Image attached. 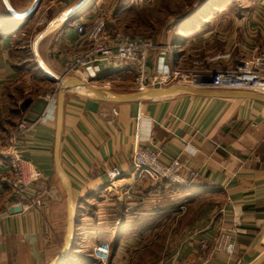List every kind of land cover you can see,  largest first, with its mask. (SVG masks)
Wrapping results in <instances>:
<instances>
[{"label":"crops","instance_id":"1","mask_svg":"<svg viewBox=\"0 0 264 264\" xmlns=\"http://www.w3.org/2000/svg\"><path fill=\"white\" fill-rule=\"evenodd\" d=\"M83 1L59 0L58 15L31 43L39 76L53 86L58 84L41 70L36 58L50 75L63 78L70 57L65 61L58 50L77 39L73 23L92 19L98 9L111 7L115 14L124 13L133 4L132 0H88L80 11L58 20ZM7 26L0 37V145L20 120L23 97L32 93L20 85L22 65L15 60L9 34L14 26ZM108 27L113 32L118 29L114 22ZM160 52L150 57L152 71L163 68ZM243 53L235 54L232 63L219 61L216 67L240 66ZM74 77L119 95L137 92L115 85L121 79H132L134 85L135 75L129 69L98 73L91 69ZM30 99L25 117L44 116L22 134L19 145L24 157L43 173V180L28 191L32 206L11 214L5 183L8 162L0 159V264H52L59 257L56 264H101L93 259V250L101 243L112 245L108 264H254L264 255V103L183 93L123 103L100 101L86 90L69 88L58 134V101L55 110L45 95ZM135 146L159 150L165 160L179 158L199 177L190 186L140 177L129 167ZM112 168L125 174L109 190L106 171ZM68 186L74 231L61 255L68 231ZM180 206L186 211L175 227ZM162 223L164 230L159 229ZM236 226L241 233L235 239L234 256L216 253L214 239ZM148 252L154 255L150 262H130L132 255Z\"/></svg>","mask_w":264,"mask_h":264},{"label":"built area","instance_id":"2","mask_svg":"<svg viewBox=\"0 0 264 264\" xmlns=\"http://www.w3.org/2000/svg\"><path fill=\"white\" fill-rule=\"evenodd\" d=\"M151 0H132L136 4H146ZM109 10L98 9L90 20H76L73 29L77 39L71 44L75 51L67 62V73L73 76H85L92 69L94 73L102 69L112 71H132L135 75L134 87L137 91H146L152 88L182 85L193 88H207L213 90L247 91L264 96V52L256 53L242 61L238 67H226L218 71L191 70L184 71L173 64V49L170 45H159L146 35H131L124 31L108 27L107 13ZM161 51L162 67L152 71L149 67L153 52ZM230 54L214 57L229 58ZM170 63H166V57ZM198 63H196L197 65ZM209 73V80L203 79ZM66 75V76H69ZM208 76V75H207ZM58 89V88H57ZM54 91V94L58 92ZM56 102L52 101L56 110ZM54 108V107H53ZM44 114L35 120L23 116L12 131L8 132L4 145H0V159L8 162L9 175L5 179L13 207H21L22 211L29 209L28 191L39 181L43 180V173L24 157V149L19 145L22 134L38 123ZM130 169L140 177H147L152 182H163L190 186L199 177L194 171H189L183 162L176 158L165 160L162 153L156 149L139 148L135 146L130 157ZM125 171L112 168L106 171L109 182L108 189L116 188V184L124 177ZM180 206L177 213L185 211ZM241 229L234 227L220 231L213 241V250L232 258L236 253V237ZM202 247L209 246L204 241ZM111 255L110 244L101 243L93 250V256L101 263L108 264ZM205 264V263H201Z\"/></svg>","mask_w":264,"mask_h":264},{"label":"rangeland","instance_id":"3","mask_svg":"<svg viewBox=\"0 0 264 264\" xmlns=\"http://www.w3.org/2000/svg\"><path fill=\"white\" fill-rule=\"evenodd\" d=\"M7 1L16 13H25L36 0ZM113 4L115 5L114 2ZM127 6V11L118 14H115L111 7L108 8L107 21L110 25L114 22L117 30L131 35H146L162 46L167 44L172 46L173 64L181 70L218 71L222 70L216 67L219 61L232 63L235 54L240 55L244 52L243 48H248L246 53L240 56L244 61L256 53L264 52V0H151L143 5L133 3ZM61 8L59 0H40L35 14L21 20H13L3 0H0V37L7 30L8 23H12L14 27H10L9 33L11 49L23 70L20 85L29 87L32 92L31 96L23 97L20 120L25 116L23 110L29 109L30 98L45 95L46 101H57V94H54V91L58 86H53L39 76L41 73L34 66L35 52L31 43L37 32L50 23ZM253 20H259L260 23L257 21L252 24ZM19 27L21 28L18 30ZM61 48L58 53L61 52L65 61L75 51L69 44ZM249 49L253 51L250 52ZM178 53L180 56L178 55L176 61ZM229 53L231 54L227 59L212 61L214 57ZM67 72L65 68V75H69ZM207 75L203 79L209 80V73ZM131 80L121 79L115 85H124L127 90H135L134 85L130 83ZM84 209L88 212L92 210L91 207ZM185 211L175 213V227L179 225L177 221ZM159 229H166L165 223H162ZM153 256L151 252L132 255L130 262L147 263ZM159 258L164 260L165 256Z\"/></svg>","mask_w":264,"mask_h":264},{"label":"water","instance_id":"4","mask_svg":"<svg viewBox=\"0 0 264 264\" xmlns=\"http://www.w3.org/2000/svg\"><path fill=\"white\" fill-rule=\"evenodd\" d=\"M7 10L10 15L15 18V19H24L27 18L33 14H35L38 10L40 0H36L34 5L25 13H16L14 9L11 7V5L8 3L7 0H3ZM88 2V0H84L80 5L75 7L71 12L66 13L65 15L63 14L59 19H63L68 15L74 14L78 11H80L85 4ZM44 32L40 33L36 39L35 42L38 41V39L43 35ZM37 64L40 68H42V61L40 59L37 60ZM48 78L53 81L54 83L58 84V97H57V106H58V134L61 131V126H62V118H63V112H64V96L65 92L69 88L73 89H81V90H86L89 93H91L95 98H97L100 101H114V102H123V103H132V102H141L144 101L145 99H154V98H162V97H167L171 95H175L178 93H183V94H190L202 98H219V99H249V100H254L257 102L264 103V96L260 94H256L253 92H246V91H232V90H206V89H200V88H193V87H188V86H182V85H172L168 86L166 88L164 87H159V88H152L144 91H137L136 93L130 94V95H119L116 93H113L111 91H107L103 89L102 87H95L90 84L82 82L80 79L74 76H64L63 78H55L52 75L46 74ZM60 169V167H59ZM67 191L69 194V199H68V226H67V235L65 239V247L62 250L61 255H63L68 248V246L71 243L72 239V231L73 230V218H72V211H71V203H72V198L71 197V190L70 187H67ZM11 214L15 213H22V208L21 207H12L9 211ZM60 255V256H61ZM60 259V257H59ZM57 259V261L59 260ZM57 261H55L52 264H56ZM264 261V255L258 259L254 264H261Z\"/></svg>","mask_w":264,"mask_h":264},{"label":"bare ground","instance_id":"5","mask_svg":"<svg viewBox=\"0 0 264 264\" xmlns=\"http://www.w3.org/2000/svg\"><path fill=\"white\" fill-rule=\"evenodd\" d=\"M36 52V51H35ZM36 59H39V57L38 58H36ZM45 65V64H44ZM44 65H42V68H41V70L45 73V74H51V72L44 66Z\"/></svg>","mask_w":264,"mask_h":264},{"label":"trees","instance_id":"6","mask_svg":"<svg viewBox=\"0 0 264 264\" xmlns=\"http://www.w3.org/2000/svg\"><path fill=\"white\" fill-rule=\"evenodd\" d=\"M111 246H112V245H111ZM111 246H110V247H111ZM111 251H112V247H111ZM110 257H111V255H110ZM93 259H94V260H96V261H98V260H97V259H95V258H93Z\"/></svg>","mask_w":264,"mask_h":264}]
</instances>
